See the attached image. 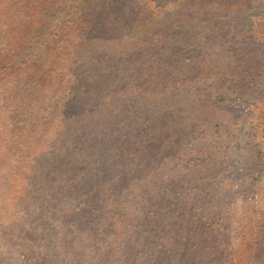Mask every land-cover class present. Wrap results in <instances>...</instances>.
<instances>
[{
    "label": "rangeland",
    "instance_id": "rangeland-1",
    "mask_svg": "<svg viewBox=\"0 0 264 264\" xmlns=\"http://www.w3.org/2000/svg\"><path fill=\"white\" fill-rule=\"evenodd\" d=\"M19 36L0 264H264V0H0Z\"/></svg>",
    "mask_w": 264,
    "mask_h": 264
},
{
    "label": "trees",
    "instance_id": "trees-1",
    "mask_svg": "<svg viewBox=\"0 0 264 264\" xmlns=\"http://www.w3.org/2000/svg\"><path fill=\"white\" fill-rule=\"evenodd\" d=\"M31 27L30 31L35 30V23H28ZM36 36H19L14 40V48L11 52H9L6 57L0 61V68L5 69L9 66H14L17 64L16 61H20L21 64L24 63L23 58L32 55L31 53L35 50L34 39ZM25 52V53H24Z\"/></svg>",
    "mask_w": 264,
    "mask_h": 264
}]
</instances>
